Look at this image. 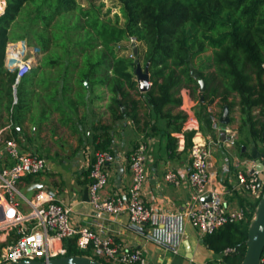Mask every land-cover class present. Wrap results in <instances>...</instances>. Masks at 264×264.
<instances>
[{"label":"trees","instance_id":"16d2710c","mask_svg":"<svg viewBox=\"0 0 264 264\" xmlns=\"http://www.w3.org/2000/svg\"><path fill=\"white\" fill-rule=\"evenodd\" d=\"M119 2L124 25L105 18L93 2L84 7L77 0H7L5 12L0 14V120L12 122L13 135L20 144L17 127L23 122L45 120L48 108L59 111L68 121L67 108L86 105V95L100 87L110 94L112 117L129 115L136 124L140 121V99L132 91H137L155 119L152 132L166 135L174 151L177 137L172 133L182 131L186 118L183 111H173L183 103L180 89L191 84L201 87L199 79L204 80L205 90L198 98V114L208 127L214 129L208 103L219 98L230 111L235 104L240 106L242 126L249 127L253 140L264 137V0ZM129 38L145 45L144 62L149 64L152 82L147 92L139 91L133 57L119 55V43ZM17 41H27L43 54L39 64L19 82L17 72L5 65L8 43ZM209 49L212 54L199 59L196 78L191 73L194 58ZM207 68L214 71L206 74L202 69ZM256 109L261 117L254 113ZM160 119L171 129L159 128ZM109 129L104 124L96 128L102 130L93 135L96 148L111 150ZM259 200L243 201L242 205H250L255 213ZM252 218L253 213L247 221L227 224L202 236L203 243L221 255L223 264H241ZM66 244V255L90 256L76 247L75 238L67 239Z\"/></svg>","mask_w":264,"mask_h":264},{"label":"built area","instance_id":"2783aa9c","mask_svg":"<svg viewBox=\"0 0 264 264\" xmlns=\"http://www.w3.org/2000/svg\"><path fill=\"white\" fill-rule=\"evenodd\" d=\"M6 6L7 0H0V14L5 12ZM11 46L15 44L9 42L7 45L5 65L17 72L16 81L19 82L32 70L35 59L27 56L22 48H14L10 52ZM209 111L213 128L217 130L220 120L212 110ZM11 126L12 122L8 128ZM0 142L3 143L0 147V264L66 255V241L69 238H75L79 250H92L93 258L109 264H149L140 249L117 243L115 236L104 234L101 229L71 224V206L50 189L39 188L30 197L22 192L19 187L21 179L43 172L49 166L48 159L33 150H24L15 138L3 139L0 136ZM147 152V143L141 142L129 157L132 182L127 197L119 193L102 195V189L108 183L106 165L116 160V154L112 150L102 149L94 153L88 196L97 214L117 216L127 213L132 230L175 254L179 253L184 238L186 220L201 236H205L227 224L247 221L251 213L254 216L250 205H231L227 195L238 193L249 194L255 200L261 198L264 192V166L258 168L255 159L239 162L244 167L236 173L237 182L231 189L225 190L223 186L213 183L210 143L194 141L190 147L191 169L187 179L193 205L186 212H169L147 205L144 199V184L148 177ZM6 154L12 159L11 163ZM165 179L174 185L181 183L174 170H169ZM208 195L211 199L203 200ZM261 264H264V252Z\"/></svg>","mask_w":264,"mask_h":264},{"label":"crops","instance_id":"0c3cea01","mask_svg":"<svg viewBox=\"0 0 264 264\" xmlns=\"http://www.w3.org/2000/svg\"><path fill=\"white\" fill-rule=\"evenodd\" d=\"M25 41L12 42L21 44L19 46L25 50L33 51L37 54L38 49L27 46ZM24 45V46H23ZM13 47V46H11ZM179 94L182 96L183 103L174 108V113L183 111L186 118L183 122L182 131L173 132L177 137V146L174 151L168 146V137L160 132H152V125L155 119L151 117V110L145 100L139 96V123H135L129 115L120 119H114L109 109L104 120L92 124L89 119L90 97L87 98L86 105H79L74 108H67L70 120L62 118L59 111L53 108L47 109V118L38 119L35 123L25 121L17 127V137L22 140L21 147L24 150H42L43 155L66 154L65 158H60V163L69 164L68 161L76 160L72 166L67 168L60 167L49 161V166L39 175H30L21 179L20 185L25 191L34 193L39 188H47L61 198L65 204L71 206V224L76 226H89L93 229L103 230L104 234L113 235L117 243L130 248H138L148 259L149 264H206L213 261V264H223L221 255L209 249L201 240L202 236L186 220L184 227V238L180 246L179 253L175 254L155 242L149 240L143 235L135 232L129 227V217L127 213L112 215L109 213L97 214L89 201H84V189L88 186L90 178V168L94 159V153L98 150L93 135L99 134L102 130H96L101 124L108 125L112 137L111 150L116 154V160L106 165L108 172V183L102 189V195L113 196L116 193L127 197L129 186L132 182V173L129 168V157L137 148L139 143L145 142L148 145L146 171L147 180L144 184V199L146 204L160 211L169 212H186L191 208L193 202L190 198L188 173L191 169L190 147L194 141L204 140L211 145L210 170L212 172L213 183L224 187L225 190L231 189L237 182L236 173L242 166L240 161L244 159H255L264 163V155L259 153L254 147V141L250 135L247 144H240V152H237L236 146L231 145L229 137L225 141H220L222 134L218 130L212 129L200 119L196 109L195 96L197 92L193 88L183 87ZM192 94V95H191ZM187 95V96H185ZM232 100V99H231ZM104 104L108 108L110 99H104ZM224 108V107H222ZM105 109V108H104ZM208 109L211 106L208 103ZM193 110V112H192ZM257 110V109H256ZM88 112V113H87ZM88 114V115H87ZM264 120V117H262ZM65 120V121H63ZM0 127V136L7 139L8 136L15 138L12 126L8 128L10 122H3ZM158 127L171 129L167 127L166 122L162 119L158 121ZM226 127V126H225ZM229 127V126H227ZM243 126L238 130V136H241ZM223 133V132H222ZM219 134V140H215ZM10 138V137H9ZM16 139V138H15ZM190 143L188 146L187 144ZM192 143V144H191ZM92 144H94L92 146ZM3 143L0 142V147ZM94 148V149H93ZM97 149V150H96ZM247 155H242L243 152ZM42 155V153H40ZM71 163V162H70ZM169 170H174L180 180V185L168 183L165 175ZM52 171V176L46 178L45 173ZM19 185V186H20ZM24 191V193H25ZM28 192V193H29ZM231 205H242L246 201H256L249 194L242 195L235 193L227 195ZM247 204V203H245ZM199 234L201 239L196 240L195 234ZM187 243L190 246V252L187 249ZM207 252V257H203ZM190 253V256H189Z\"/></svg>","mask_w":264,"mask_h":264},{"label":"rangeland","instance_id":"374dc122","mask_svg":"<svg viewBox=\"0 0 264 264\" xmlns=\"http://www.w3.org/2000/svg\"><path fill=\"white\" fill-rule=\"evenodd\" d=\"M77 1L84 7H90L91 6V2H93L95 5L101 7L103 16L105 18H110L113 22L118 21V23L120 25H124V19L122 18L121 13H120V2H119V0H77ZM117 15H119L118 18H117ZM133 42L134 41L131 38L121 41L119 43V45H118L119 46L118 47L119 48V55L120 56H125V57H133V59L136 62V66H137L138 63H140L142 65V67L144 68L145 67V62H144L145 45H144L143 42L137 41L135 39V42L137 43V46H138V54H135L134 53ZM24 43H25V45H27L29 47L27 41H25ZM14 48H20V47L19 46H13V47H11L9 49V51L11 52ZM26 54H27V56H29L31 58H34L35 60H36V58L37 59L39 58V57H37L35 55V49H33V51L27 50ZM37 54L43 55L39 51L37 52ZM211 54H212V50L209 49V50L206 51V53L195 57L194 61H193V64H194L193 66L196 67L197 69L201 68V64H200V60H199L200 57H207L208 55H211ZM39 61H40V59L38 60V62L36 64H34V67H36L39 64ZM202 70L207 74L210 71H214V68H211V69L207 68V69H202ZM134 73H135V78L138 81V77L136 75V71H134ZM189 87L190 88L196 87V91L195 92H197V95L195 96V102L198 103V98L201 96V93H202L201 87L197 86L196 84H191ZM139 91H140V89H139ZM132 94L134 95L135 98H139V96H140L137 93V91H132ZM98 95H102V98L101 97L99 98ZM109 96H110L109 92L107 90H103L100 87H95V89H94L92 94L86 95V98L90 97V99L92 101L90 103L91 105H90L89 117L87 118V119H89L91 121L92 124H95L96 122H100L101 123L104 120V117L107 114L108 108H106V106H105L103 101L107 97L110 99ZM185 96H187V95H185ZM231 99H234V98L231 97ZM235 100H236V102H238L239 101V97H236ZM209 104L211 106V110L213 111V114H215L220 120V116H221L222 111H223V108H222L223 106L221 104L220 99L219 98H215L214 101L209 102ZM195 106H196V109L199 108L197 104ZM140 107L143 109L144 106L141 105ZM123 108L125 109L126 107H123ZM259 111H260V109H257V110H255L254 113L257 116L261 117V114L259 113ZM192 112H193V110H192ZM230 114H231V122H230V124L229 125H223L222 123L219 122V124H218L219 129H217V130H218V132H220V135L222 134V132L226 133V137H229V139L231 140V145L236 146L237 152L239 153L240 152V144H242V143L243 144H247L248 141H250V140H249V137L246 138V135H250V137H251V133H250L249 127L247 125H245V126H243L244 128H243V130L241 132V136H238V130L242 126V118H243V115H242L241 110H240V106L238 104L234 105V107L231 110ZM130 117H132V116H130ZM227 126H229V127H227ZM210 130H212V129H210ZM226 137H225V140L227 139ZM220 138H219V134H217L216 137H215V140H219ZM225 140H222V138L220 139L221 142L225 141ZM253 141H254L255 149L259 153L264 155L263 138L261 140L259 139L257 141H255V140H253ZM93 145L94 144H92V146ZM35 152H37V151H35ZM40 153H42V156H45L46 158H49L50 162H53L56 165H60V167H64V168H67L68 166H72L75 163V161H76V160L68 161L69 164L66 165L64 163H60V158H59V156L62 159L65 158L66 157L65 153L64 154H58V156L57 155H49V153L47 154V152H46V155H43L44 152L42 150H40ZM6 156L9 158V162L11 163L12 159L10 158V156L8 154H6ZM1 167L2 166H1V160H0V168ZM37 175H39V174H37ZM33 176H35V175H33ZM45 176L49 180V178L52 176V171H47L45 173ZM19 187H20L22 192L25 191V188L23 186L20 185ZM32 194H33L32 192L27 193V195L29 197ZM17 198L21 201L23 206L26 207V204L21 199V197L18 196ZM194 238L196 240L197 239L198 240L201 239L200 235L197 234V233L195 234ZM83 251H86V253L89 254L90 256H94V253H93L92 250H83ZM207 254L208 253L205 252L203 257H207Z\"/></svg>","mask_w":264,"mask_h":264},{"label":"water","instance_id":"95a60500","mask_svg":"<svg viewBox=\"0 0 264 264\" xmlns=\"http://www.w3.org/2000/svg\"><path fill=\"white\" fill-rule=\"evenodd\" d=\"M133 46H134V53L138 54V46L135 40L133 39ZM190 59V58H189ZM38 61L34 60L33 63L36 64ZM191 73L198 78L199 73L196 67H192ZM136 75L138 77V86L141 92H147L152 85L151 82V75L149 64L143 68L140 63L137 64L136 67ZM85 85L89 86L88 79H85ZM201 84V91L205 90L204 80L199 79ZM15 98L17 99L16 88L14 90ZM202 100L204 97L202 96ZM230 108L228 105H225L220 116V123L223 125H229L231 122V114ZM226 133H222V140L225 139ZM260 166L258 168H262L264 163L262 161L259 162ZM29 190L25 191L28 193ZM211 196L203 197V200H210ZM84 201H89L88 196V186L84 189ZM203 242V239L201 240ZM187 249L190 252V246L187 243ZM264 252V192L257 204V208L255 214L251 220L249 231H248V240H247V249L244 256V259L241 264H261V256ZM190 256V253H189ZM1 264H104L100 260L85 256V255H63L59 257H54L50 259L44 260H36V259H28V260H21L18 262H6Z\"/></svg>","mask_w":264,"mask_h":264},{"label":"bare ground","instance_id":"6f19581e","mask_svg":"<svg viewBox=\"0 0 264 264\" xmlns=\"http://www.w3.org/2000/svg\"><path fill=\"white\" fill-rule=\"evenodd\" d=\"M16 46V45H15Z\"/></svg>","mask_w":264,"mask_h":264}]
</instances>
